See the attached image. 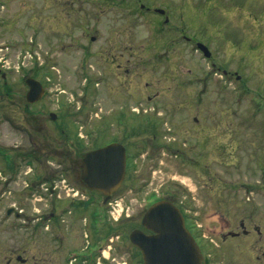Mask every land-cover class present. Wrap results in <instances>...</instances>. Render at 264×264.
Instances as JSON below:
<instances>
[{"label":"rangeland","instance_id":"374dc122","mask_svg":"<svg viewBox=\"0 0 264 264\" xmlns=\"http://www.w3.org/2000/svg\"><path fill=\"white\" fill-rule=\"evenodd\" d=\"M62 1L0 0V88L15 90L0 105L18 119L10 104L25 102L32 77L45 89L33 110L56 114L64 134L123 135L124 187L112 207L88 206L76 176L61 174L67 161L48 155L36 191L22 165L0 190V264H74L103 229L111 264H140L127 237L147 233L141 219L160 200L180 207L207 264H264V0ZM0 131V144L23 139ZM46 131L50 149L62 134Z\"/></svg>","mask_w":264,"mask_h":264},{"label":"flooded vegetation","instance_id":"af4514ba","mask_svg":"<svg viewBox=\"0 0 264 264\" xmlns=\"http://www.w3.org/2000/svg\"><path fill=\"white\" fill-rule=\"evenodd\" d=\"M66 1L64 0L62 2L69 6L74 3L73 0H69L70 3ZM122 1L123 0H121V3ZM77 2L79 4V0H77ZM83 2L85 3L86 1L83 0ZM147 5H146V8L144 7L143 4H140L139 7L140 9H145L146 11H148L149 9H151V7L149 6V4ZM152 9L154 10V12L160 15H164L165 13V12L159 13L156 10L159 8H152ZM188 40H189L188 38L184 37V41H188ZM197 43L198 42H195V44ZM209 58H211V55ZM209 58H206V59H209ZM211 65L214 66L217 72L221 71L222 75L231 76V74L229 73L228 70H226L225 67H222L219 64L217 66L215 62H212ZM232 76H234V78L235 77L240 78L236 74V72H233ZM14 91L15 90L13 88L1 86L0 96L4 98V95L6 96L8 94L11 95V92H14ZM25 94L23 98L25 102H17L14 100V102L10 104L11 106H14L15 111L16 110L18 111V114H17L18 119L14 117H10L9 114L4 112L3 107H2L3 105H0V112L2 114V118L4 119L3 122H5L2 125V128L3 126H7L11 130L15 129L17 130L21 138H23L21 139L19 145H15L12 147H9L8 145H5V144H0V190L6 187L8 184H10L11 181H14L13 175L18 169L20 170V167H23V166L28 167L30 165L34 167L32 169H29L32 172L33 180H31V182H28L27 186H28L29 191L38 190L39 187L46 184L48 181V176L46 175L47 173L45 174L46 172L45 170L47 167L44 166V162L48 158V155H52V156L54 155L55 157L53 156V158L57 159L58 165H61L65 161H67V164L61 168V174L76 176V180L79 184V187L85 193V196H82V197H84L83 199L86 201L88 206L95 204L94 202L100 204V207L102 208L107 206L108 202L112 200L113 193L110 195V198L105 201V198H104L105 195H103V193L88 188V186L80 178L81 173H82L81 161L86 153L99 149L101 148V146L104 147L107 144L113 143L115 141L114 140L109 141V142L102 141V143L99 144L100 141L94 140L89 143V140H81L73 135H70V136L67 134L63 135V128H61L62 122L61 123L57 122V115H55L54 119H52L50 116L51 112H49L48 116H46V109L43 108L42 104L39 105V108L33 110L34 106H37L38 103L43 100L42 97L45 96V93L41 97V99L35 103H28L25 99ZM48 123H53V125L55 123L56 126H59L60 127V129L58 130L59 134H62L61 136L58 135V139L55 141L56 142L55 146H50V149H48L49 144L47 141V131H46L48 127ZM2 128L0 127V130ZM31 129L34 130V134L32 138H31ZM86 139H88V137H86ZM115 143H118V142H115ZM119 144L123 147L122 145L123 135H121ZM126 159H128V157ZM5 172L9 173L8 178L1 177V174L2 173L4 174ZM118 187H119L117 189L118 192L123 190V187H124L123 181L121 182V185ZM92 192H95L96 194H98V198L95 201H94V198H91L92 196L90 194H92ZM10 210L12 213L14 211V207H12V209L10 208ZM41 219H43V221H46L47 216L46 215H44V217L41 216ZM104 234L105 233L103 229L102 233L100 234L98 238V240L101 243L98 244V240H97V246L93 247L91 251L87 253H75L73 255L74 264H111L110 255L107 257L105 256L106 252L108 254V250H110L111 248V246L108 244L109 237H107V233L105 235ZM15 259L16 261H18V264L26 263V260L22 259L18 255ZM203 261L206 263V258L203 259ZM71 264L73 263L71 262Z\"/></svg>","mask_w":264,"mask_h":264},{"label":"water","instance_id":"95a60500","mask_svg":"<svg viewBox=\"0 0 264 264\" xmlns=\"http://www.w3.org/2000/svg\"><path fill=\"white\" fill-rule=\"evenodd\" d=\"M157 11L163 13V10ZM197 48L205 57H210L209 50L203 44L198 43ZM25 85L28 103L37 102L45 93L41 83L34 78L27 77ZM50 116L54 119L55 114L51 113ZM125 165L124 147L110 143L85 154L81 161L80 178L88 188L103 193L106 201L119 188L125 175ZM10 213L11 210L6 212L7 215ZM184 224L177 206L170 201L160 200L149 205L141 219V227L150 233L146 235L142 230L134 229L127 238L138 247L142 264H203L199 246Z\"/></svg>","mask_w":264,"mask_h":264},{"label":"trees","instance_id":"16d2710c","mask_svg":"<svg viewBox=\"0 0 264 264\" xmlns=\"http://www.w3.org/2000/svg\"><path fill=\"white\" fill-rule=\"evenodd\" d=\"M66 113H67V111H66ZM56 128H57V133H59V129H60V127L59 126H56ZM65 133V131L63 132V134ZM52 146H53V144H51ZM131 159H132V156H131ZM180 208V207H179ZM184 218H185V224H187L186 225V228L193 234V236H195L194 235V232L192 231V229H193V227H191V226H189V224L187 223V217L186 216H184ZM136 253L138 254L139 253V255H140V252H138V250L136 251ZM140 264H142L141 263V261H140ZM206 264V263H205Z\"/></svg>","mask_w":264,"mask_h":264}]
</instances>
